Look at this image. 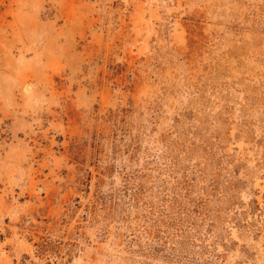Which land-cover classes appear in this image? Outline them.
<instances>
[{"label": "rangeland", "instance_id": "1", "mask_svg": "<svg viewBox=\"0 0 264 264\" xmlns=\"http://www.w3.org/2000/svg\"><path fill=\"white\" fill-rule=\"evenodd\" d=\"M0 264H264V0H0Z\"/></svg>", "mask_w": 264, "mask_h": 264}]
</instances>
